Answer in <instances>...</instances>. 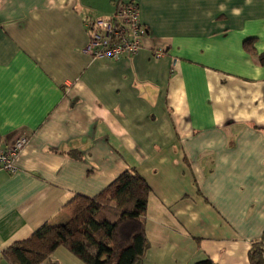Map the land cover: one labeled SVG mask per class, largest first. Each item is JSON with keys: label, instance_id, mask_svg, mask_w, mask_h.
Masks as SVG:
<instances>
[{"label": "crops", "instance_id": "1", "mask_svg": "<svg viewBox=\"0 0 264 264\" xmlns=\"http://www.w3.org/2000/svg\"><path fill=\"white\" fill-rule=\"evenodd\" d=\"M118 1L137 4L142 46L93 58L86 22ZM18 137L16 171H0L2 249L134 168L151 190L136 264H250L264 240V0H0V142ZM41 264L85 263L58 246Z\"/></svg>", "mask_w": 264, "mask_h": 264}, {"label": "trees", "instance_id": "2", "mask_svg": "<svg viewBox=\"0 0 264 264\" xmlns=\"http://www.w3.org/2000/svg\"><path fill=\"white\" fill-rule=\"evenodd\" d=\"M150 187L128 168L94 197L75 194L63 222H45L27 239L2 250L8 264H41L62 246L85 264H136L149 246L143 217ZM264 240L253 242L250 264H264ZM196 264H215L204 258Z\"/></svg>", "mask_w": 264, "mask_h": 264}, {"label": "built area", "instance_id": "3", "mask_svg": "<svg viewBox=\"0 0 264 264\" xmlns=\"http://www.w3.org/2000/svg\"><path fill=\"white\" fill-rule=\"evenodd\" d=\"M86 29L88 39L84 51L93 58H119L135 54L147 34L139 17L138 6L133 1H118L110 17L88 19ZM163 53V49L154 51L156 57ZM26 141V137H18L6 145L0 142V171H16L15 159ZM2 250L0 247V256Z\"/></svg>", "mask_w": 264, "mask_h": 264}]
</instances>
